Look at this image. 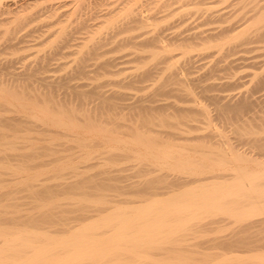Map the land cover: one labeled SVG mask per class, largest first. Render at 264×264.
Instances as JSON below:
<instances>
[{
	"label": "bare ground",
	"instance_id": "1",
	"mask_svg": "<svg viewBox=\"0 0 264 264\" xmlns=\"http://www.w3.org/2000/svg\"><path fill=\"white\" fill-rule=\"evenodd\" d=\"M207 1L0 0V56L26 48L34 18L25 46L47 49L0 60V264H264V68L242 80L229 56L264 50V0ZM108 39L126 62L168 68L150 97L63 82L110 75ZM191 52L211 56L200 76ZM52 58L63 74L46 73Z\"/></svg>",
	"mask_w": 264,
	"mask_h": 264
},
{
	"label": "rangeland",
	"instance_id": "2",
	"mask_svg": "<svg viewBox=\"0 0 264 264\" xmlns=\"http://www.w3.org/2000/svg\"><path fill=\"white\" fill-rule=\"evenodd\" d=\"M204 1H207V0H204ZM218 0H208L207 2H204V4L202 3L201 5L204 7V6H208L209 4H211V2H213L214 3V5L217 3L220 7H221V5L220 4H226L227 2H225V1H223V0H221V1H223V2H221L220 1V4H219V1L217 2ZM225 2V3H224ZM261 2H262V0H261ZM205 3H206V5H205ZM216 4V6H214V5H212L211 4V6H212V8H213V6L214 7H217V9H220V8H218L219 6ZM224 5H222V7L221 8H223V7H225ZM210 6V5H209ZM208 6V7H209ZM249 6V5H248ZM190 7V6H189ZM192 7V6H191ZM190 7V8H191ZM250 7V6H249ZM214 9H216V8H214ZM228 9V8H227ZM233 15H235V14H233ZM233 15H231V16H233ZM34 21H29V23H27L26 24V26H27V30L25 29V31L23 30V32H28V34L29 35H27V39L28 40H30V41H27V42H25V41H23V42H21V43H23L22 44V47H26V48H23L22 50H16L17 52H10L9 53V51L8 52H6V50L4 51V54H2L1 56H0V60L2 61V62H4V60L5 59H7V58H9L10 56H12L13 57V55H14V57H19V56H22V57H24L23 59H24V61L26 60H28V61H30V60H32V59H34V58H31V57H34L35 55H37V53H38V55L37 56H40L42 53H44L45 51H47V49L46 48H43V47H41V45H38V46H34V47H27L28 45V43H32L33 41H31V40H33L34 39V37H36L35 36V33H37L36 35H38V28H40L41 26H40V24L42 25L44 22L43 21H46V20H42L41 18H40V20H42L40 23H39V20H38V18L35 20V18L33 19ZM251 20V18L248 20V21H250ZM38 22L39 24H37L38 25V27L36 26V22ZM188 21V20H187ZM186 21V22H187ZM31 23H33V24H31ZM215 23V22H214ZM30 26H29V25ZM35 24V25H34ZM187 24V23H186ZM206 25V24H205ZM213 25V24H212ZM32 26L33 27H35L36 28V30H35V28L33 29L32 28ZM40 26V27H39ZM208 26H210V23L208 24ZM30 27V28H29ZM42 27H44V26H42ZM205 27H207V26H205ZM26 28V27H25ZM30 29V30H29ZM41 29V28H40ZM44 29V28H43ZM32 30V31H31ZM33 30L34 31H36V32H34V34H33ZM32 33V34H30V33ZM100 33H101V35H100ZM98 35H100V37H102L105 33H104V31L102 30L101 32H100ZM95 34H96V32H95ZM96 34V35H97ZM81 35H83V34H81ZM119 35V37H117V35H115L114 37H117V38H115V40L116 39H119L120 38V34H118ZM78 36H80V35H78ZM93 36H95V35H93ZM30 39H29V38ZM31 37H33V38H31ZM113 37V38H114ZM25 38V39H26ZM95 38H96V36H95ZM97 38H98V36H97ZM3 39V38H2ZM26 39V40H27ZM36 39H37V37H36ZM112 39V38H111ZM112 40H114V39H112ZM112 40H110V39H108V40H106V42H107V44H109V46L107 47V45L104 43L103 45H102V47L101 48H103V46H105L106 48H105V50H104V48H103V50L101 49L100 51H106L103 55L106 57V54L107 55H109L110 56V54H111V59H113L112 60V65H110L109 66V68L111 69V70H113V71H111V72H108V74L110 73V75H107V73L105 74V75H101V76H103L104 78H102L101 76L100 77H97V78H94V80L92 81V79H87V78H71V79H63V82L64 83H66V84H71V85H74L75 84V82H77L75 85H77V84H79V85H77V86H79V87H77V88H80V89H86V90H88V89H91V91H92V89H95V88H93V86L94 85H96V84H99L98 85V87L96 88V89H98V90H101V91H103L104 92V94H106V95H110V93L113 91V90H118L119 88H120V91L122 92H124L125 93V95L123 96V98H124V100L127 102H129V101H131L133 98H135L134 96H136V98L137 97H140V95L142 94V98H144V99H147V97H150V94L152 93V91H153V89H154V87L156 86V84L158 83V82H160V80L162 79V78H164V74H165V72H167L168 71V68H166L165 67V70L166 71H164V73L162 72H160L161 70L163 71V69H158L157 68V66H153L152 64H150V63H143V64H137V63H135L136 61L135 60H128L127 62L126 61H124V60H126V59H128V58H130L129 57V55H128V57L126 58V56L127 55H124V57H123V52H128L129 51V48L128 47H126V46H124L123 48H120V44H119V46L117 45V46H115V43L114 42H112L113 44H114V46H113V44H110L111 43V41ZM109 41H110V43H109ZM20 43V44H21ZM25 43H26V45L27 46H25ZM250 44V46H252V44L253 45H256V42H249V43H247V45H249ZM1 46V45H0ZM111 46H112V49H111ZM114 47H116L115 49H114ZM28 48V49H27ZM19 49H21V48H19ZM119 49V50H118ZM30 50V51H29ZM109 50V51H108ZM253 50V52H245V54H243V53H241V54H243L245 57H247L246 59H236V55L238 54V52L237 53H234V54H236V55H234V54H231V55H229L233 60V63H232V61H231V64H230V66H232L233 67V69L235 70V71H233V69H229V70H231L230 71V75H231V72L233 71V74L234 75H236L235 77H237V76H240L241 77V79L243 80V79H247V78H249V75H248V77L245 75L246 73H250L251 72V70H252V72H254V69L256 68L258 71H259V69H261L260 67L262 66L263 68H264V50H263V48L261 49H252ZM251 50V51H252ZM2 51V52H3ZM192 51H194L196 54L197 53H199V50H192ZM198 51V52H197ZM64 52H66V51H64ZM115 52H117V53H114ZM192 53L193 55H195V56H197L195 53ZM255 52V53H254ZM259 52V53H258ZM12 53H14V54H12ZM47 52H45L44 54H46ZM119 53H120V55H119ZM240 53V52H239ZM9 54V55H8ZM68 54L69 53H66V55L67 56H65V55H63V56H59V59H58V61L60 60V59H62L61 61H68L69 59H71L74 55H73V53L72 54H69V56H68ZM247 54V55H246ZM255 54H257V55H255ZM3 55H5V56H3ZM43 55V54H42ZM234 55V57H232ZM251 55L252 56H254V57H251ZM260 55V56H259ZM37 56H35V57H37ZM109 56H107V57H109ZM113 56V57H112ZM229 56H227L228 57V59H229ZM238 56V55H237ZM263 56V57H262ZM1 57H3L2 59H1ZM28 57V58H27ZM116 57H118V58H116ZM120 57H122V58H120ZM210 57V58H209ZM207 56V57H205L204 58V60H202V59H199L198 60V58H200V57H198L197 56V59H195L196 57H194V59L196 60V62L194 61V62H192L191 64H192V66H193V64H196V66L195 67H192L191 66V64H189V72H192L193 73V75H191V76H200L202 73H204V71H205V69L204 70H202V68H206L207 66H208V63H206V62H208V60L209 59H211V56ZM251 57V58H250ZM207 58V59H206ZM230 58V59H231ZM235 58V59H234ZM253 58V59H252ZM255 58H257V59H255ZM261 58V59H260ZM22 59V60H23ZM67 59V60H66ZM118 59H121V61H123L122 63H121V61L120 60H118ZM193 59V60H194ZM57 60V59H56ZM55 60V61H56ZM116 60V61H115ZM202 60V61H201ZM206 60V61H205ZM241 60V61H240ZM247 60H249L248 62H247ZM251 60L253 61H255V62H251ZM257 60V61H256ZM50 61H52V62H50V63H48V65H50L48 68H49V71H47L46 73L48 74H52L51 72H54L53 74H56V75H58V74H63L64 73V67L63 68H59V69H61V70H59V69H57V70H59V71H57L56 69L55 70H50V68L51 69H53L52 67L55 65V61H54V59L52 58ZM54 61V62H53ZM113 61H114V63H113ZM205 61V62H204ZM263 61V62H262ZM18 63H19V65H20V61H17ZM17 62H14L13 63V67L15 68V69H17L18 70V68H20V67H18L17 65H18V63ZM93 61L91 60H89L88 61V64L90 65L89 67H88V69H92L93 67H92V63ZM117 62V63H116ZM134 62V63H133ZM223 61H221V63H222ZM238 62V63H237ZM242 62H244V63H242ZM54 63V64H53ZM120 63V64H119ZM204 63H206L205 65H203ZM220 63V64H221ZM251 63V64H250ZM52 64V65H51ZM114 64V65H113ZM223 64V63H222ZM255 64V65H254ZM258 65V67H256L257 65ZM207 65V66H206ZM236 65H238V66H236ZM252 65H253V67H252ZM18 68H17V67ZM144 66H146V67H144ZM204 66V67H203ZM241 66V67H240ZM197 67H198V69H197ZM201 67V68H200ZM232 67H230V68H232ZM120 69V72H119V74H118V71H119V69ZM138 68H140V69H138ZM141 68H144V69H148L150 72H151V75H152V78H151V75H147V76H144V77H140V79L138 78L137 79V81H135V87L133 86H131V87H129V86H127V85H125V86H122L124 83H127L128 82V79L129 78H131L134 74H136V73H139L140 71H142V70H144V69H141ZM161 68V67H160ZM14 69V70H15ZM65 69L66 70H68L69 69V67L65 64ZM238 69V70H237ZM17 70H15V71H17ZM135 70V71H134ZM160 70V71H159ZM177 70L179 71L180 69L179 68H177ZM198 70V71H197ZM237 70V71H236ZM263 70V69H262ZM200 71V72H199ZM202 71V72H201ZM261 71V70H260ZM57 72V73H56ZM59 72V73H58ZM61 72V73H60ZM131 72V73H130ZM132 72H133V74H132ZM169 72V71H168ZM255 72H256V70H255ZM161 73V75L163 76H161V75H159ZM192 73H189V75L190 74H192ZM217 74H219L220 73V71H218V72H216ZM241 73V74H240ZM91 74V73H90ZM112 74V75H111ZM126 74H128V75H126ZM154 74V75H153ZM222 74V73H221ZM232 74V75H233ZM238 74H240V75H238ZM107 75V76H106ZM241 75H243V76H241ZM111 76H113V77H115V78H113V77H111ZM118 78H117V77ZM125 76V77H124ZM129 76V77H128ZM161 76V77H160ZM108 77V79H106L105 80V78H107ZM124 77V78H123ZM233 77V76H232ZM111 78V80H109ZM116 78H117V80H116ZM151 78V80H149ZM215 78H216V76L215 75H213V76H211L210 78H209V80L211 81V80H215ZM73 79V80H72ZM76 79V80H75ZM81 79V80H80ZM104 79V80H103ZM114 79H115V81H114ZM217 79V78H216ZM98 81L97 83H96V81ZM123 80V81H122ZM139 80V81H138ZM66 81V82H65ZM67 81H69L70 83H68ZM86 81V82H85ZM88 81H89V83H91V84H89L88 83ZM95 81V82H94ZM108 81V82H107ZM120 81H122L123 82V84L121 85L120 83H118V82H120ZM144 82V83H142V82ZM205 82L207 81L208 82V79L207 80H204ZM112 82V83H111ZM114 82V83H113ZM137 82V83H136ZM139 82V83H138ZM201 82V81H200ZM204 82V83H205ZM82 83V84H81ZM116 83V84H115ZM141 83V84H140ZM200 84H202V83H200ZM90 85V86H89ZM92 85V86H91ZM116 85V86H115ZM119 85H120V87H119ZM143 85H145V86H143ZM151 85V86H150ZM174 86L175 84H171V83H168V82H165L164 83V86L162 87L163 88V90L164 91H162L163 93L160 95V94H157L158 95V98H157V96H156V98H157V100L159 101V102H166L167 100H169L170 101V99L172 98V96L170 97V96H168L167 94H169L170 92H167L166 91V89L167 88H169L170 86ZM177 85V84H176ZM89 88H88V87ZM114 86V87H113ZM140 86V87H139ZM149 86V87H148ZM116 87H118L117 89H116ZM138 87V89H136ZM196 87V88H195ZM198 87V85H196V86H194V89H195V91L197 92V96H199L200 95V93H201V91H200V93H199V87ZM102 88V89H101ZM113 88V89H112ZM115 88V89H114ZM109 90V91H108ZM233 90H235L236 91V88L235 89H233ZM106 91V92H105ZM119 91V90H118ZM209 91L211 92V90H208V93L207 94H209ZM213 91V90H212ZM216 90H214L213 92H215ZM264 90H262L260 93H263V96H262V99H264V92H263ZM206 92L207 91H205V92H202L201 93V95L199 96V97H197L198 99H202L203 100V102H205V104H206V102L207 101H209V102H207V104L209 103H211V105H206V107L208 108V106H209V108H208V110L210 111L212 108H213V105L215 106V101L214 100H211V98L209 99V97H207L206 96ZM19 93V92H18ZM17 93V94H18ZM198 93H199V95H198ZM203 93H204V95H203ZM16 94V95H17ZM91 94V93H90ZM138 94V95H137ZM23 94H21L20 93V96L19 97H21ZM115 95V94H114ZM113 95V97H112V99L116 102V103H118V105L120 104V101H124L123 99L122 100H120V94H116V96H114ZM119 97H118V96ZM162 95H167V96H165V98H163L162 97ZM23 96H25V95H23ZM91 96H92V94L90 95V99H91ZM159 96H161V97H159ZM133 97V98H132ZM170 97V98H169ZM23 98V97H22ZM26 98L27 99H23V100H33V101H35L34 100V98H32V99H30L29 97H27L26 96ZM29 98V99H28ZM167 98H169V99H167ZM204 98V99H203ZM163 99H165V100H163ZM74 100H76V102H77V99L75 98ZM73 99H72V101H74ZM92 100L93 101H97V98H96V95L95 94H93V96H92ZM160 100H163V101H160ZM199 100V101H200ZM214 101L213 103L214 104H212V102L211 101ZM158 101H156V102H158ZM75 102V101H74ZM74 102H71L70 103V105H73L74 104ZM145 102V101H144ZM156 102H154V103H156ZM201 103H203L202 101H200ZM36 104H38L37 106H42L41 105V102H39V103H37V102H35ZM73 103V104H72ZM204 104V103H203ZM75 106H77V105H73V107L74 108H76ZM212 106V107H211ZM211 107V108H210ZM214 110V109H213ZM213 110H211L212 112V114H211V116L212 115H214V117L212 116V118H216V120L218 119V117H216L215 116V110H214V113H213ZM8 113V114H7ZM85 112H83V114H84ZM5 114H7V115H12L13 113L12 112H6ZM85 115H88V113H85L84 114V116ZM220 118H221V116H220ZM213 120H215V119H213ZM213 120H212V123H214L213 122ZM220 120L218 119V121H217V124H216V122L214 123L215 125H217V126H215L216 128L217 127H219V125H224V126H220V128L222 129V128H225L226 126H228V129L229 130H231V125L230 124H227V125H225L226 123L225 122H223L222 121V118H221V121H220V123L218 124V122H219ZM225 123V124H224ZM229 125H230V127H229ZM228 129H227V127H226V129H225V131H227V133H226V135L227 136H230V134H231V137L233 136V140L234 141H231L232 140V138L230 139L229 138V141L231 142V143H233V144H237V139L236 138H234L235 137V135H233V128H232V130L230 131V133H228L229 131H228ZM119 130H120V128H119ZM223 130V129H222ZM224 132V131H223ZM235 140H236V142H235ZM192 144H196V145H198L199 144V142H198V144H197V142H192ZM201 145V144H200ZM238 146H240V145H238ZM7 174V173H6ZM10 175V174H9ZM8 175V176H9ZM8 176H6V177H8ZM13 175H10L9 177H12ZM50 180H51V178H49ZM109 210V209H108Z\"/></svg>",
	"mask_w": 264,
	"mask_h": 264
}]
</instances>
